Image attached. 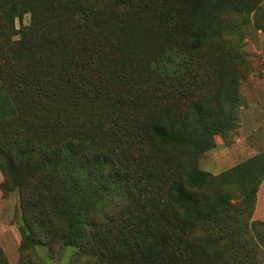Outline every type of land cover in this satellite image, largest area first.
Returning <instances> with one entry per match:
<instances>
[{"label": "trees", "instance_id": "trees-1", "mask_svg": "<svg viewBox=\"0 0 264 264\" xmlns=\"http://www.w3.org/2000/svg\"><path fill=\"white\" fill-rule=\"evenodd\" d=\"M129 1L115 0L114 11ZM136 4L134 23L97 21L57 61L34 58L22 66V80L0 79V172L21 199L19 251L45 236L77 248L84 264H247L228 252L229 235L203 226L225 227L231 182L245 191L240 236L264 227L252 221L264 154L214 178L199 161L215 137L238 126L241 73L222 50L226 17L251 15L262 0ZM12 10L18 14L17 2ZM153 14L172 22L176 43L160 53L151 42L153 59L137 63L144 37H134L143 40L131 53L130 29ZM33 43L20 42L23 50ZM121 50L120 64L111 65ZM214 60V77L198 81L202 62ZM0 264H8L1 248Z\"/></svg>", "mask_w": 264, "mask_h": 264}, {"label": "rangeland", "instance_id": "rangeland-1", "mask_svg": "<svg viewBox=\"0 0 264 264\" xmlns=\"http://www.w3.org/2000/svg\"><path fill=\"white\" fill-rule=\"evenodd\" d=\"M115 0H0V79L3 75L22 80V66L29 65L32 59L57 61L62 52L72 43H79L85 29L92 32L97 21L127 26L137 19L135 4L138 9H145L148 0H131L120 6L118 11L114 6ZM17 2V15L12 14V5ZM20 3V4H19ZM84 12L81 16V8ZM74 13V14H73ZM78 14L79 17H78ZM52 15L57 17L53 19ZM138 16V15H137ZM157 15L144 17V27L139 31L130 29L128 39L132 43L131 53L139 47L133 44L135 40L142 42L141 49L134 53L140 63L144 56L153 59V48L160 53L171 51L176 38L169 30L172 22L162 24ZM69 18V19H67ZM119 18V20H118ZM46 19V20H45ZM158 19L156 21L155 20ZM228 28L222 37V50L231 52L241 73L239 93L241 106L238 112V126L226 138H214L215 146L205 152L199 161L200 169L211 177H219L241 163L264 154V0L261 10L251 15L226 17ZM45 21V22H44ZM65 30V31H64ZM75 39L72 42V38ZM145 33V34H144ZM75 34V36H74ZM147 37V38H146ZM68 43L64 46L62 39ZM25 40L34 42L30 48L24 49L20 42ZM125 50V49H124ZM124 50L116 52L107 61L120 64ZM152 55V56H151ZM216 60L210 65L202 62L199 72L202 76L198 81H205L214 77L217 67ZM121 89H119L120 91ZM0 101L2 98L0 96ZM264 156V155H263ZM153 171L163 173L164 169L156 167ZM231 183V182H230ZM224 184L231 191L233 198L231 208L224 214L228 218L225 227L211 225L203 226L208 232L217 235H229L226 248L228 252L241 257L247 264H264V227L257 226L258 231L251 237L247 234L240 236V220L244 218L245 191L241 186ZM162 184V183H160ZM219 184L221 182L219 181ZM163 185V184H162ZM223 188V186H222ZM224 189V188H223ZM227 191V192H228ZM238 223H231L232 220ZM264 222V180L258 187L252 221ZM231 221V222H230ZM227 225V226H226ZM227 227V228H226ZM22 209L19 191L4 184V176L0 172V248L8 264H84L78 249L65 247L58 242H50L45 236H39L33 247L20 253L22 243ZM236 231L237 236L228 233ZM243 232L244 229H241ZM203 230L199 231L201 235ZM46 244H37L38 242ZM23 262V263H22Z\"/></svg>", "mask_w": 264, "mask_h": 264}]
</instances>
